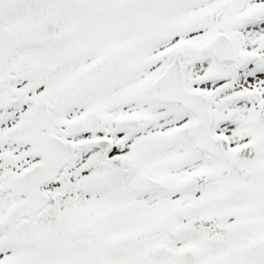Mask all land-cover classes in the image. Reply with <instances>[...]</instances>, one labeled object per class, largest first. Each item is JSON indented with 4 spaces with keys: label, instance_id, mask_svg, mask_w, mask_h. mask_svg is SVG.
<instances>
[{
    "label": "snow or ice",
    "instance_id": "1",
    "mask_svg": "<svg viewBox=\"0 0 264 264\" xmlns=\"http://www.w3.org/2000/svg\"><path fill=\"white\" fill-rule=\"evenodd\" d=\"M0 264H264V0H0Z\"/></svg>",
    "mask_w": 264,
    "mask_h": 264
}]
</instances>
